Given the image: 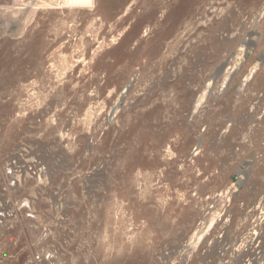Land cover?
<instances>
[{"label": "rangeland", "instance_id": "1", "mask_svg": "<svg viewBox=\"0 0 264 264\" xmlns=\"http://www.w3.org/2000/svg\"><path fill=\"white\" fill-rule=\"evenodd\" d=\"M36 4L0 0V264H264V0Z\"/></svg>", "mask_w": 264, "mask_h": 264}, {"label": "bare ground", "instance_id": "2", "mask_svg": "<svg viewBox=\"0 0 264 264\" xmlns=\"http://www.w3.org/2000/svg\"><path fill=\"white\" fill-rule=\"evenodd\" d=\"M73 1L74 0H63V3L65 4V5H67V6H70L72 3H73ZM246 44H251V41L250 40H248V42H246ZM127 90H128V88L125 90L126 92H127ZM125 92V93H126ZM116 109V108H115ZM113 112V111H112ZM238 174H239V177L237 178V183H241L244 179H245V177L247 176V174H248V170H242V171H240V172H238ZM216 221V217H212L211 218V220H210V225H209V227L211 228V226H213L214 225V222Z\"/></svg>", "mask_w": 264, "mask_h": 264}, {"label": "built area", "instance_id": "3", "mask_svg": "<svg viewBox=\"0 0 264 264\" xmlns=\"http://www.w3.org/2000/svg\"><path fill=\"white\" fill-rule=\"evenodd\" d=\"M37 1H41V0H10L11 5L17 8L35 6Z\"/></svg>", "mask_w": 264, "mask_h": 264}]
</instances>
